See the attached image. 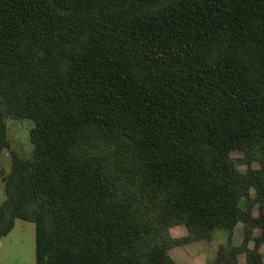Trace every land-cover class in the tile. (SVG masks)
<instances>
[{"label": "trees", "instance_id": "16d2710c", "mask_svg": "<svg viewBox=\"0 0 264 264\" xmlns=\"http://www.w3.org/2000/svg\"><path fill=\"white\" fill-rule=\"evenodd\" d=\"M4 151L0 240L34 223L36 264H178L216 231L212 264H264V0H0Z\"/></svg>", "mask_w": 264, "mask_h": 264}, {"label": "rangeland", "instance_id": "374dc122", "mask_svg": "<svg viewBox=\"0 0 264 264\" xmlns=\"http://www.w3.org/2000/svg\"><path fill=\"white\" fill-rule=\"evenodd\" d=\"M34 122L29 119H9L8 133L12 145L19 153L27 158L33 153V143L30 131ZM233 156L241 171H246L250 163L259 168L258 162H252L244 151H234ZM11 155L8 151L0 153V168L5 173L10 171ZM5 201V181L0 173V204ZM258 214V208H255ZM175 237L183 235V229L176 227L172 231ZM255 234H259L256 230ZM244 237V226L240 224L233 236V243L240 244ZM228 234L223 231H216L213 237L207 241H197L184 246L173 248L170 251L171 257L178 264H212L219 247L227 244ZM251 243V247L253 246ZM264 251V249H263ZM243 264H246L243 258ZM0 264H36V226L34 223L18 219L15 228L6 237L0 240Z\"/></svg>", "mask_w": 264, "mask_h": 264}, {"label": "crops", "instance_id": "0c3cea01", "mask_svg": "<svg viewBox=\"0 0 264 264\" xmlns=\"http://www.w3.org/2000/svg\"><path fill=\"white\" fill-rule=\"evenodd\" d=\"M175 228H176V227H175ZM181 228H182V227H181ZM173 229H174V228H173ZM173 229L171 230V233H172ZM182 229H183V228H182ZM183 234H184V230H183ZM172 235H173V233H172ZM173 236H174V235H173ZM182 236H183V235H182ZM174 238H178V237H175V236H174ZM240 244H241V243H240ZM240 244L237 243V244H235V245H240ZM243 258H245V257H244V256L241 257V264H243V263H242V262H243ZM245 261H246V260H245Z\"/></svg>", "mask_w": 264, "mask_h": 264}]
</instances>
